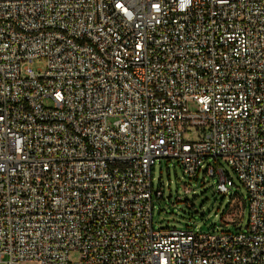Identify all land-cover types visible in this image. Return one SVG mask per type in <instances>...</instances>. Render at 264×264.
Instances as JSON below:
<instances>
[{
    "label": "built area",
    "instance_id": "obj_1",
    "mask_svg": "<svg viewBox=\"0 0 264 264\" xmlns=\"http://www.w3.org/2000/svg\"><path fill=\"white\" fill-rule=\"evenodd\" d=\"M160 159L224 195L225 163L247 228L154 229ZM73 252L264 264V0H0V264Z\"/></svg>",
    "mask_w": 264,
    "mask_h": 264
},
{
    "label": "rangeland",
    "instance_id": "obj_2",
    "mask_svg": "<svg viewBox=\"0 0 264 264\" xmlns=\"http://www.w3.org/2000/svg\"><path fill=\"white\" fill-rule=\"evenodd\" d=\"M29 67L36 72L38 69L44 68V60H34L29 64ZM184 140L193 142L196 137L192 133H186ZM204 164H215V161L209 159ZM220 165L233 184L226 195L217 194L214 191L212 187L215 184L214 179L204 178V186L196 187L194 182L183 175L175 161L160 159L151 173L153 190L159 189L163 193V198H153V228L159 230L175 229L177 231L189 229L202 233L216 232L220 234L222 232H238L235 229L238 224L241 232H243V227L247 223V210H244L243 218L240 220L242 215L241 199L244 200L247 197V190L225 163L220 161ZM202 177V171H200L199 180ZM184 191L187 193L185 194ZM231 196L233 200L230 201L221 220V215ZM69 261L72 264L78 263V253H71ZM25 264L36 263L27 262Z\"/></svg>",
    "mask_w": 264,
    "mask_h": 264
},
{
    "label": "trees",
    "instance_id": "obj_3",
    "mask_svg": "<svg viewBox=\"0 0 264 264\" xmlns=\"http://www.w3.org/2000/svg\"><path fill=\"white\" fill-rule=\"evenodd\" d=\"M202 178H201V180H199V178H198V175L196 176V177H194V178H187L188 180H190V181H192V182H194V185L196 186V187H203L204 186V178H206L205 176H204V173H202ZM233 200V198H232V196L228 199V203H227V205H226V207H225V209H224V212H223V214L221 215V220H222V218H223V216H224V213H225V211L227 210V208H228V206H229V203H230V201H232ZM185 201H188V200H185ZM190 202V201H189ZM241 208H242V215H241V218H240V220L243 218V212H244V210H245V203L243 202V200H241ZM238 224L235 226V229L236 230H238Z\"/></svg>",
    "mask_w": 264,
    "mask_h": 264
},
{
    "label": "water",
    "instance_id": "obj_4",
    "mask_svg": "<svg viewBox=\"0 0 264 264\" xmlns=\"http://www.w3.org/2000/svg\"><path fill=\"white\" fill-rule=\"evenodd\" d=\"M246 228H247V226L245 225V226L243 227V230H245ZM238 230H241V228L239 227Z\"/></svg>",
    "mask_w": 264,
    "mask_h": 264
}]
</instances>
